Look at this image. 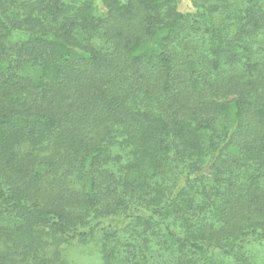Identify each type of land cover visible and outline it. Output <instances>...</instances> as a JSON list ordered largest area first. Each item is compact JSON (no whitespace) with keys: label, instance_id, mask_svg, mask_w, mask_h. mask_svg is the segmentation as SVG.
<instances>
[{"label":"trees","instance_id":"1","mask_svg":"<svg viewBox=\"0 0 264 264\" xmlns=\"http://www.w3.org/2000/svg\"><path fill=\"white\" fill-rule=\"evenodd\" d=\"M179 1L0 0V264H256L264 0Z\"/></svg>","mask_w":264,"mask_h":264},{"label":"rangeland","instance_id":"2","mask_svg":"<svg viewBox=\"0 0 264 264\" xmlns=\"http://www.w3.org/2000/svg\"><path fill=\"white\" fill-rule=\"evenodd\" d=\"M178 10L182 13L192 12V6L188 1L181 0L178 3ZM198 36V34H192ZM97 252L94 251L93 247L90 245L87 248H73L70 252V257L78 261L79 263H96L99 264ZM249 257L252 262L256 264H264V242L260 246L252 245L249 247Z\"/></svg>","mask_w":264,"mask_h":264}]
</instances>
